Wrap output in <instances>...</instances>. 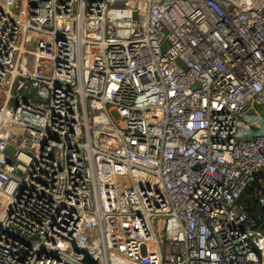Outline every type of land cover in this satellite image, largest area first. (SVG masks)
<instances>
[{"label":"built area","instance_id":"2783aa9c","mask_svg":"<svg viewBox=\"0 0 264 264\" xmlns=\"http://www.w3.org/2000/svg\"><path fill=\"white\" fill-rule=\"evenodd\" d=\"M0 264H264V0H0Z\"/></svg>","mask_w":264,"mask_h":264},{"label":"trees","instance_id":"16d2710c","mask_svg":"<svg viewBox=\"0 0 264 264\" xmlns=\"http://www.w3.org/2000/svg\"><path fill=\"white\" fill-rule=\"evenodd\" d=\"M246 194L250 195L251 190H248ZM246 194L243 196L242 201L246 204V206H248L249 215L255 216L258 211L256 201L253 197L246 196Z\"/></svg>","mask_w":264,"mask_h":264},{"label":"rangeland","instance_id":"374dc122","mask_svg":"<svg viewBox=\"0 0 264 264\" xmlns=\"http://www.w3.org/2000/svg\"><path fill=\"white\" fill-rule=\"evenodd\" d=\"M112 117H113L114 119H117V118H118L117 113H116V112L112 113ZM249 117H251V111H249L248 113H246V115L242 116L240 120L242 121V123L245 124V123L248 122V118H249Z\"/></svg>","mask_w":264,"mask_h":264}]
</instances>
